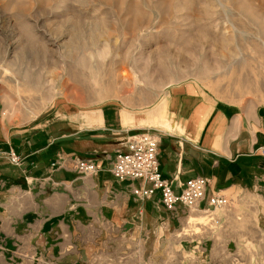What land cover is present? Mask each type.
<instances>
[{"label": "rangeland", "instance_id": "rangeland-1", "mask_svg": "<svg viewBox=\"0 0 264 264\" xmlns=\"http://www.w3.org/2000/svg\"><path fill=\"white\" fill-rule=\"evenodd\" d=\"M184 85L264 105V0H0V94L13 121L51 109L93 126L111 112L126 135L179 131L167 97ZM133 117L141 124L126 125ZM217 195L225 206H210ZM205 201L168 211L170 228L90 263L264 264V200L217 192ZM16 253L0 248V264H58Z\"/></svg>", "mask_w": 264, "mask_h": 264}, {"label": "crops", "instance_id": "crops-1", "mask_svg": "<svg viewBox=\"0 0 264 264\" xmlns=\"http://www.w3.org/2000/svg\"><path fill=\"white\" fill-rule=\"evenodd\" d=\"M167 101L182 127L153 134L161 141L162 177L174 191L203 176L207 198L220 192L232 200H264V105L220 102L191 85L173 88ZM4 109L0 94L2 250L14 255L23 248L58 264H91L106 252L143 244L151 229L171 227L159 192L141 201L133 191L146 184L119 181L111 172L128 137L145 131L126 135L111 112L102 111L103 124L87 126L81 113L62 117L49 109L21 122ZM10 150L22 166L9 162ZM78 159L95 161L98 173L81 175Z\"/></svg>", "mask_w": 264, "mask_h": 264}, {"label": "built area", "instance_id": "built-area-1", "mask_svg": "<svg viewBox=\"0 0 264 264\" xmlns=\"http://www.w3.org/2000/svg\"><path fill=\"white\" fill-rule=\"evenodd\" d=\"M126 150H119L112 166V174L119 181L140 180L145 187L134 189V196L141 200L152 199L159 192L163 207L173 212L178 206L192 211L200 207L206 199L208 181L204 177L188 180L176 193L172 183L163 179L159 163V138L150 132H143L128 137ZM9 162L15 166H22V158L14 150L5 153ZM76 168L83 176H93L99 171L97 163L93 160L78 159ZM149 185V186H148ZM210 206H225L227 200L217 195L210 198Z\"/></svg>", "mask_w": 264, "mask_h": 264}, {"label": "bare ground", "instance_id": "bare-ground-1", "mask_svg": "<svg viewBox=\"0 0 264 264\" xmlns=\"http://www.w3.org/2000/svg\"><path fill=\"white\" fill-rule=\"evenodd\" d=\"M189 47V46H188ZM195 47V46H194ZM224 47V46H223ZM198 49V48H197ZM188 53V52H187ZM189 59V58H188ZM169 60L170 61H173V58L172 57H169ZM82 61V60H81ZM86 62V61H85ZM84 62V63H85ZM209 67V66H208ZM169 68V67H168ZM210 68V67H209ZM97 69V68H96ZM166 69V65L164 63H160L159 65H157L156 67L152 68V70L155 72H163L164 70ZM213 69V68H212ZM98 70V69H97ZM210 70V69H209ZM97 75V74H96ZM92 90V88H91ZM138 123V124H141L140 120L139 119H136V118H131L130 120H126L125 123L126 125L127 124H135V123ZM169 126V125H168ZM171 126V125H170ZM174 126V125H172Z\"/></svg>", "mask_w": 264, "mask_h": 264}]
</instances>
